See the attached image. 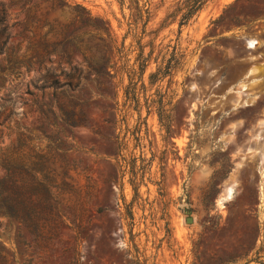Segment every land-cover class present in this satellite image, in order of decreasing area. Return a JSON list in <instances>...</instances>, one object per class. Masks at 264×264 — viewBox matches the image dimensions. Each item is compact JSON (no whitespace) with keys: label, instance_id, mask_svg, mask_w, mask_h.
<instances>
[{"label":"rangeland","instance_id":"374dc122","mask_svg":"<svg viewBox=\"0 0 264 264\" xmlns=\"http://www.w3.org/2000/svg\"><path fill=\"white\" fill-rule=\"evenodd\" d=\"M0 10V264H264V0Z\"/></svg>","mask_w":264,"mask_h":264},{"label":"trees","instance_id":"16d2710c","mask_svg":"<svg viewBox=\"0 0 264 264\" xmlns=\"http://www.w3.org/2000/svg\"><path fill=\"white\" fill-rule=\"evenodd\" d=\"M207 0H184V3H185V7L187 8V12L183 14V17L184 19H189L190 17H192L197 11H199L203 5L205 4ZM0 14L3 15V10H0ZM154 76V74H150V79H152ZM126 94H128V90L125 91ZM6 188L3 189V192H5L6 194H8L10 196V189L13 188L14 184L10 181V179H8L7 177V180H6ZM36 185H41L40 182H36ZM134 189H136V187L134 186ZM38 192V191H37ZM37 192L35 193V196L36 198L38 197L37 196ZM19 204L20 206L22 207V212L21 213V218L23 220V222L26 223V220L28 217V215L26 213H24V209L29 206V204L32 202L31 200V195L27 192V190H25V188H21L20 189V192H19ZM7 196V198L9 197ZM126 215H129V216H132V212L131 210L128 208L126 209ZM36 216V219L40 220V216L39 214H35Z\"/></svg>","mask_w":264,"mask_h":264},{"label":"bare ground","instance_id":"6f19581e","mask_svg":"<svg viewBox=\"0 0 264 264\" xmlns=\"http://www.w3.org/2000/svg\"><path fill=\"white\" fill-rule=\"evenodd\" d=\"M245 39L244 42H245V45L248 47H253L257 41L253 38H243ZM257 46V44H256ZM255 46V47H256ZM256 50V49H255ZM254 71H256V68L254 69ZM253 83V82H252ZM241 89H240V92H242L243 90H245L247 87L245 84L243 85H240ZM245 92V91H244ZM240 95V94H239ZM250 99V98H249ZM257 99V98H256ZM248 104V103H247ZM246 104V105H247ZM237 105V104H236ZM242 106V105H241ZM249 106V105H248ZM261 139V136H260V131L258 130L257 132V137H256V140L257 142ZM261 142V141H260ZM257 145V143H256ZM248 156L246 157H250V158H256L258 159V169L260 170L261 174L263 173L264 174V145L263 146H258L257 147H253L252 144L248 146L247 148V154ZM244 158V157H243ZM262 174V175H263ZM263 182V181H262ZM233 184H230L229 186L226 187L225 189V192H224V195L222 197V199H226L228 197L231 196V193H232V190H233V187H232ZM231 198V197H230Z\"/></svg>","mask_w":264,"mask_h":264}]
</instances>
